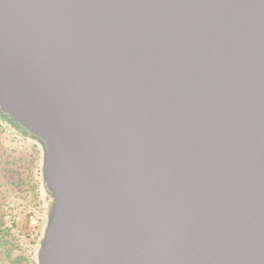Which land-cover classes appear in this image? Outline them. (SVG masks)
Listing matches in <instances>:
<instances>
[{"label": "water", "instance_id": "95a60500", "mask_svg": "<svg viewBox=\"0 0 264 264\" xmlns=\"http://www.w3.org/2000/svg\"><path fill=\"white\" fill-rule=\"evenodd\" d=\"M0 113L37 264H264V0H0Z\"/></svg>", "mask_w": 264, "mask_h": 264}, {"label": "rangeland", "instance_id": "374dc122", "mask_svg": "<svg viewBox=\"0 0 264 264\" xmlns=\"http://www.w3.org/2000/svg\"><path fill=\"white\" fill-rule=\"evenodd\" d=\"M1 124L0 122V264H35L32 254L25 247L24 237L27 234L29 212L45 200L41 193L42 148L34 140L21 141L13 133L7 134ZM29 156L33 164L28 169L26 165L30 160ZM20 159L24 160V167L17 174H12L20 164L15 161ZM15 180L18 184L16 186L12 185Z\"/></svg>", "mask_w": 264, "mask_h": 264}, {"label": "built area", "instance_id": "2783aa9c", "mask_svg": "<svg viewBox=\"0 0 264 264\" xmlns=\"http://www.w3.org/2000/svg\"><path fill=\"white\" fill-rule=\"evenodd\" d=\"M3 128L7 134L13 133V136H17L21 141L31 140L15 134L13 130H11V128H9L6 124H3ZM41 193L44 195L45 200H43L40 206L32 208L31 211L29 212L27 234L24 237L26 244L25 247L29 251V253L32 254L35 264H37L36 254L45 227L47 208L50 204L49 196L44 193V189L42 190Z\"/></svg>", "mask_w": 264, "mask_h": 264}, {"label": "trees", "instance_id": "16d2710c", "mask_svg": "<svg viewBox=\"0 0 264 264\" xmlns=\"http://www.w3.org/2000/svg\"><path fill=\"white\" fill-rule=\"evenodd\" d=\"M0 122L2 123L1 124V126L3 127V124H6L9 128H11L12 130H13V132L15 133V134H17V135H20V136H22V137H25V138H27V139H31V140H34L35 142H38L39 143V141L38 140H35L30 134H28L26 131H24L22 128H20V127H17L10 119H8L5 115H2L1 113H0ZM28 159V158H27ZM29 161H27L28 163H27V165H26V167L29 169V168H31V166H32V164H33V161H32V158H31V156H29ZM15 163H20L19 164V166L17 167V168H14V170L11 172L12 174L14 173V174H17V172L20 170L21 171V169L24 167V165H25V162H24V160L22 159H20V160H18V161H15ZM6 183H8V182H6ZM13 184L12 185H14V186H16V185H18L17 184V182H16V180L14 181V182H12ZM9 185H11L10 183H8ZM5 185V184H4ZM11 185V186H12ZM49 199H50V197H49ZM1 218H2V215L0 216ZM27 221H28V218H27ZM26 221V223L28 224V222ZM27 224H26V226H27Z\"/></svg>", "mask_w": 264, "mask_h": 264}, {"label": "flooded vegetation", "instance_id": "af4514ba", "mask_svg": "<svg viewBox=\"0 0 264 264\" xmlns=\"http://www.w3.org/2000/svg\"><path fill=\"white\" fill-rule=\"evenodd\" d=\"M12 130V129H11Z\"/></svg>", "mask_w": 264, "mask_h": 264}]
</instances>
